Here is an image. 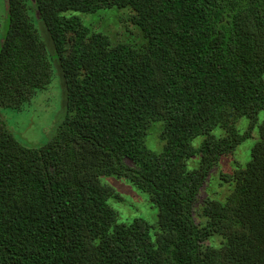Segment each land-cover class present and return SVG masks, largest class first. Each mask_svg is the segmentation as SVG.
Returning <instances> with one entry per match:
<instances>
[{"label":"trees","instance_id":"obj_1","mask_svg":"<svg viewBox=\"0 0 264 264\" xmlns=\"http://www.w3.org/2000/svg\"><path fill=\"white\" fill-rule=\"evenodd\" d=\"M1 7L0 264H264V0ZM115 7L145 44L88 24ZM48 114L45 141L24 140Z\"/></svg>","mask_w":264,"mask_h":264},{"label":"rangeland","instance_id":"obj_2","mask_svg":"<svg viewBox=\"0 0 264 264\" xmlns=\"http://www.w3.org/2000/svg\"><path fill=\"white\" fill-rule=\"evenodd\" d=\"M3 3V0H0V14L2 15L3 9L1 7ZM134 13V10L131 8H111L102 10L96 14H87L88 17H86L87 21H89L88 24H90L94 29L103 31L106 33L109 38L113 41V43L121 42V41H133L134 43L141 42L142 44L146 42L145 38L143 37V31L135 24L134 22H131L128 18L132 16ZM9 30V21H8V14L3 15L2 17V23L0 27V35H6ZM46 34V33H45ZM50 103L53 102L52 99H49ZM39 107V106H38ZM0 111H3L2 108H0ZM24 113V112H23ZM3 114V113H1ZM6 113H4L5 115ZM26 114V113H25ZM49 114L45 117L39 116L37 118H32V115L29 117V123H26L25 119L21 120V125L23 127L22 131L26 134V137L23 138L24 140H28L31 143H34L33 145H41L46 138L44 136L46 133L43 131V129L50 124V121H48ZM264 122V109L260 110L258 113V123ZM250 125V119L246 116L240 117L239 121L237 123V128L241 133H243ZM158 125L155 124L153 127V134H150L148 138L146 139V145L151 148L152 150L156 152H160L163 147V141H160L157 138H154L155 131L157 130ZM255 135L258 133V128L256 127L253 130ZM214 134H216L218 137L225 135V130L221 127H216L213 131ZM21 134V133H20ZM204 139L203 135H200L196 137L193 140L194 145H199L202 140ZM249 140L253 141V144L255 143L256 139L254 136L249 138ZM245 144V143H243ZM249 146L247 144L236 147L235 151L232 152L228 157L227 161L225 163H230V166L232 163H234L235 159H242L244 160L246 158L247 150ZM236 156V157H235ZM238 157V158H237ZM198 161L194 158V163H197ZM193 163V164H194ZM107 182H112V184L118 183V180H112V179H105ZM122 189H126L127 186L126 183L121 182ZM117 187V186H116ZM121 190V189H120ZM229 186H225L222 188L219 192L220 196H224L228 193ZM206 193H203L200 197V200H202L205 197ZM126 211L130 209H125ZM212 242L214 244L220 243L219 237L216 235L212 237Z\"/></svg>","mask_w":264,"mask_h":264}]
</instances>
